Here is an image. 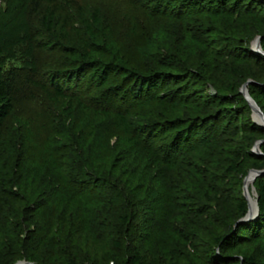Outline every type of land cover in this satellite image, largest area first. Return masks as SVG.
<instances>
[{"label": "trees", "instance_id": "16d2710c", "mask_svg": "<svg viewBox=\"0 0 264 264\" xmlns=\"http://www.w3.org/2000/svg\"><path fill=\"white\" fill-rule=\"evenodd\" d=\"M127 1L150 23L168 17L190 22L209 13L213 23L220 20L237 24L240 28L223 27L216 30L214 26L213 31L206 32L219 40H222V35L227 37L229 43L224 48L225 52L249 62L253 83L248 85V91L264 113V54H256L250 43L244 40L249 35L259 36L264 52V14L261 15L264 0ZM231 1L235 3L228 6ZM244 1L247 4L242 6ZM22 6L27 23L26 39L31 47L30 65L6 68L0 43V250L3 252L10 246L16 248L15 253L7 258L4 255V263L0 264H13L24 259L21 249L31 245L17 238L20 233L15 234L11 228L17 225L25 230L29 229L30 222L39 223L38 215L44 214V209L57 198L54 191L64 193L62 201L66 207L79 203L86 192L95 193L92 186L98 181L88 177L86 169L90 160L85 158L87 153L78 151L75 138L81 131H87L92 137L102 124L108 125L105 128H111L117 137L115 146L107 144L106 148L113 153L118 147L127 154L128 161L131 160V165L119 168V176L122 178L123 174L129 183H136L143 191L152 189L154 201L161 205L155 219L160 232L169 230L168 227L176 220L181 210L177 211L174 206L178 200L184 198L198 203L209 198L205 184L214 179L216 168L212 163H207L205 171H202V165H205L197 156L221 144V138L216 139L220 132H213L219 115L207 119L198 117L193 122L182 120L184 118H181V122L172 120V113L178 115L176 104L180 99L175 100L176 92H158L164 83L176 78L180 82L189 77L198 78L202 83L213 82L212 75L204 71L208 65H204L203 58L198 57L199 47H193L189 33L184 32V37L197 54L188 56L187 51L181 53L186 58L187 67L181 70L182 74L172 78L163 74L140 73L135 72L134 66L122 59L117 50L107 46L114 44L112 33L107 16L99 8L77 0H26ZM170 7L176 9L175 13L170 11ZM210 43L215 41H205L203 46ZM164 48L166 52L169 51V48ZM155 52L152 55L161 53ZM52 55L63 58L65 64L58 67ZM208 55L204 59H209ZM215 89L219 93L220 90ZM236 90L233 85L226 89L230 95L237 94ZM222 96L218 94L210 99L221 100ZM42 99L55 107L64 122L51 118L46 122L47 135L42 140L43 144L37 145V154H32L30 161L25 157L27 153L31 154L25 150L27 145L18 147L13 143V138L3 136V131L19 104ZM243 100L241 104H244ZM176 118L180 119V116ZM23 125L29 136L42 130L32 121ZM204 127L207 134L199 137L198 131ZM176 128H181L177 134L175 132L172 137L166 135ZM253 136L264 137V127L251 120L245 136L248 144L254 142ZM262 140V155L249 154L253 167L261 171L264 170ZM239 148L241 153L246 151ZM244 163L241 156L236 157L224 172L228 177H244ZM195 184L200 187L195 188ZM233 186H236L231 193L233 217L236 218L233 227L227 232L228 225H218L212 218L208 225L210 228L201 229L198 235L204 245L195 240L190 245L191 249L199 254L203 251L212 264H264L252 255L243 256L241 260L222 253L224 249L233 250L264 239V174L255 179L259 209L257 218L236 227L237 221L246 215L248 206L241 195L240 182H233ZM207 210L210 216L212 210ZM70 212L67 211L62 228L67 226ZM83 222L85 217L79 213L74 224L82 228ZM50 224L46 231L48 237L58 228L56 222ZM184 239L191 241L186 233ZM216 248H220L221 253ZM28 261L38 263L31 256H28ZM130 263L142 264L141 256L135 252ZM66 264L76 263L69 261Z\"/></svg>", "mask_w": 264, "mask_h": 264}, {"label": "rangeland", "instance_id": "374dc122", "mask_svg": "<svg viewBox=\"0 0 264 264\" xmlns=\"http://www.w3.org/2000/svg\"><path fill=\"white\" fill-rule=\"evenodd\" d=\"M25 1L0 0V43L4 50L6 68L14 65L25 67L30 65L28 62L31 47L26 39L27 23L22 6ZM77 1L99 8L107 16L114 43L107 46L117 50L122 59L134 66L135 72L163 74L172 78L182 74L181 70L187 67L185 66L186 58L182 57L181 53L187 51L188 56L196 53L190 41H186L184 37V32L189 33L193 47L197 45L199 47L198 57H202L203 64L208 65L204 71L212 75L213 82L202 83L195 77H189L180 82L176 78L174 81L169 80L164 83V86L158 88V92L168 94L176 92L175 100L180 99L176 104V114L180 116V119L172 113L170 115L172 120L181 122V118H184L182 120L193 122L198 117L207 119L219 115L213 132L218 134L220 132V136L216 139L221 138V144L212 148L210 152L197 156L198 160L205 165H202V171H205L207 163H212L216 173L214 179L205 184L209 191V198L198 203H192L190 199L184 198L178 200L174 206L177 211L181 210L178 211L176 220L168 227L169 230L160 232L156 227L155 219L161 205L154 201L152 189L143 191L136 183H129L123 174L121 178L118 174L119 168L131 165V160L128 161L127 154L118 150V147L111 153L105 146L107 144L110 147L115 146L117 141V137L113 134L115 132L111 128H105L108 125L104 124L97 127L92 137H89L87 131H81L75 138V142L80 153L84 152L90 156H85L90 160L86 170L89 178L98 181L92 186L95 193L86 192L82 198L80 197L79 203L66 207L62 201L64 193L56 190L54 195L57 198L44 209V214L38 215L39 223L30 222L29 229L25 230L19 229L17 225L12 226L11 229H14L15 234L20 233L17 238L31 245L27 249L22 247L21 254L24 259L13 264L31 263L28 261V256L37 259L38 263L32 264H66L69 261H74L76 264H131L130 259L135 252L141 256L142 264H212L203 251L199 254L197 250L191 249L190 245L195 240L196 243L204 245L198 239V235L201 229L210 228V220L214 219L218 225H228L227 232L233 227L236 220L232 210L231 193L236 188L233 182H240L239 189L248 206L244 196V181L252 170H257L253 167L249 154L253 152L256 155H262L260 144L257 146V143L263 142L262 139H264L261 136H253L254 142L251 144L245 140L249 121L254 122L252 109L241 93L242 87L252 80L249 62L225 52L224 48L229 43L227 37L222 35L220 37L222 40H219L217 37H210L206 32L213 31L214 26L216 30L223 27L234 29L240 27L237 24L234 25V22L227 23L219 20L213 23L208 16L209 13L205 14L206 17L198 16L200 18L190 22L168 17L150 23L139 11L133 9L127 0ZM233 3L235 1L228 3V6ZM246 4L245 1L241 3L242 6ZM169 9L174 13L176 11L172 7ZM262 10L263 16L264 9ZM258 37L249 35L244 40L248 41L247 43H250L252 47ZM205 41H215V43L204 47ZM164 47L169 48V51L166 52ZM162 48L163 50H159L161 52L159 55H152V52L157 53L158 49ZM206 55L209 57L207 60L204 59ZM51 57L58 67L65 64L60 56L52 55ZM229 85L236 87L237 94L230 95L226 91ZM215 88L220 90L219 93ZM218 94L223 95L221 100H211ZM241 99H244V104L243 102L241 104ZM260 111L264 116L261 109ZM50 118L60 123L64 122L55 107L53 108L47 101L43 99L25 101L17 106L7 121L3 136L13 138V143L18 147L27 145L25 150L30 151L31 154L27 153L25 157L31 161L32 154H37L38 146L43 144L42 140L47 135L46 122L50 121ZM27 121L42 127V130L39 133L33 132L29 136L26 128L23 127V123ZM180 130L181 128L173 129L166 135L172 137ZM198 132L199 137L207 134L206 127ZM239 147L246 151L239 152ZM255 149L257 152H254ZM240 156L245 161V176L228 177L224 172L226 166ZM202 179L201 177V183ZM199 184H195L194 187H200ZM249 189L251 193L255 191L257 200L255 180ZM209 208L212 210L211 218L208 216ZM68 210L71 211L67 218L69 222L62 228ZM79 213L85 217L82 228L74 224ZM52 221L56 222L58 228L48 237L46 231ZM184 233L188 238L190 237L191 241L184 239ZM15 250L14 246L5 248L3 252L0 250V257H2L0 262L4 263V255L7 258L11 253H15ZM216 250L220 252L221 249L216 248ZM222 253L241 260L243 256L252 255L258 262H264V239L254 244L241 245L240 248L233 250L224 249Z\"/></svg>", "mask_w": 264, "mask_h": 264}, {"label": "water", "instance_id": "95a60500", "mask_svg": "<svg viewBox=\"0 0 264 264\" xmlns=\"http://www.w3.org/2000/svg\"><path fill=\"white\" fill-rule=\"evenodd\" d=\"M261 38L258 37L255 42L253 43L252 45V50L256 53V54H264V52L262 51V48H261ZM253 81H248L241 89V93L243 94L245 100L247 101L248 105L250 106V108L252 109V112L254 114V122L262 127H264V116L263 114L261 113L260 109L258 108V106L256 105V103L253 101V99L250 97L249 93H248V90H247V86L249 84H252ZM262 142H259L257 143V146L259 144H261ZM254 152H257V150L255 149ZM259 153V152H258ZM253 173L254 174V179H256L257 177L261 176L264 174V170L262 171H258V170H252L249 175ZM248 175V176H249ZM248 178V177H247ZM247 178L245 179L244 181V196L246 198V180ZM254 181V180H253ZM248 202V201H247ZM254 208H255V211L254 213L252 214V211H251V207H250V204L248 202V211L246 213V215L241 218L235 225V227L240 224V223H245V222H249V221H252L253 219H255L257 216H258V205H257V200L255 201V205H254ZM18 264H32V263H26V262H19Z\"/></svg>", "mask_w": 264, "mask_h": 264}, {"label": "bare ground", "instance_id": "6f19581e", "mask_svg": "<svg viewBox=\"0 0 264 264\" xmlns=\"http://www.w3.org/2000/svg\"><path fill=\"white\" fill-rule=\"evenodd\" d=\"M253 180H255L254 179V174L253 173H251L249 176H248V178H247V180H246V200L249 202V204H250V207H251V211H252V214L254 213V211H255V208H254V205H255V201H256V198H255V195H256V193H251L249 190H251V189H249V187L251 186V184H253Z\"/></svg>", "mask_w": 264, "mask_h": 264}]
</instances>
